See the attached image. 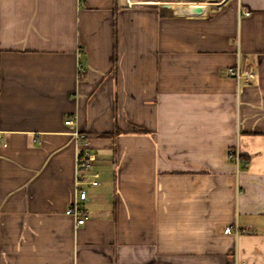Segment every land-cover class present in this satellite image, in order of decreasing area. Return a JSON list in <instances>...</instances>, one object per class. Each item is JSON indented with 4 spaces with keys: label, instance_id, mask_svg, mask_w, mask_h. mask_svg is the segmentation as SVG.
I'll list each match as a JSON object with an SVG mask.
<instances>
[{
    "label": "crops",
    "instance_id": "crops-1",
    "mask_svg": "<svg viewBox=\"0 0 264 264\" xmlns=\"http://www.w3.org/2000/svg\"><path fill=\"white\" fill-rule=\"evenodd\" d=\"M204 1L0 0V264H264V0Z\"/></svg>",
    "mask_w": 264,
    "mask_h": 264
},
{
    "label": "built area",
    "instance_id": "built-area-1",
    "mask_svg": "<svg viewBox=\"0 0 264 264\" xmlns=\"http://www.w3.org/2000/svg\"><path fill=\"white\" fill-rule=\"evenodd\" d=\"M245 14H247V12H245ZM77 68L78 75L82 76L83 73L82 69L79 67V64ZM227 73L235 79L236 83H238L241 79L249 80L253 78V71L251 68L244 70L239 63V59H237V62L233 67L227 69ZM63 123L71 127L70 133L76 145L78 146L76 152L75 194L70 206L65 209L64 213L72 217L75 226H80L89 219L87 212L81 206V202L86 198V192L80 185L81 183L83 184L85 182L91 185L98 184V174L95 172L93 174L94 179L86 180V176L82 174V172H84L85 168L94 160V156L90 152L80 147L81 144H86L87 136L75 126L74 120L71 117L64 119ZM227 156L236 166L243 162L240 156L238 145L236 144L227 149ZM231 231L237 234L239 232V228L237 226H226L224 228V232L226 233ZM239 264H244V262H240Z\"/></svg>",
    "mask_w": 264,
    "mask_h": 264
},
{
    "label": "rangeland",
    "instance_id": "rangeland-1",
    "mask_svg": "<svg viewBox=\"0 0 264 264\" xmlns=\"http://www.w3.org/2000/svg\"><path fill=\"white\" fill-rule=\"evenodd\" d=\"M150 1L164 3L166 5H186V4H190V3L202 2V0H150ZM219 1H221V0H207L204 2H206L207 6H208V5H212V4L219 2ZM174 10L179 11L183 14H188V13L184 12V10L182 8H180V9L174 8Z\"/></svg>",
    "mask_w": 264,
    "mask_h": 264
},
{
    "label": "bare ground",
    "instance_id": "bare-ground-1",
    "mask_svg": "<svg viewBox=\"0 0 264 264\" xmlns=\"http://www.w3.org/2000/svg\"><path fill=\"white\" fill-rule=\"evenodd\" d=\"M203 7V6H202Z\"/></svg>",
    "mask_w": 264,
    "mask_h": 264
}]
</instances>
